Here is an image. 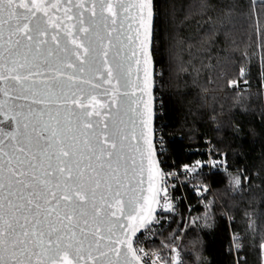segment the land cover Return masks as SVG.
Here are the masks:
<instances>
[{
    "label": "trees",
    "instance_id": "1",
    "mask_svg": "<svg viewBox=\"0 0 264 264\" xmlns=\"http://www.w3.org/2000/svg\"><path fill=\"white\" fill-rule=\"evenodd\" d=\"M155 9L157 131L167 142L161 161L170 168L203 161L211 140L227 166L184 185L181 215L156 248L181 236L185 264H236L230 217L244 243L239 264H262L264 0H155Z\"/></svg>",
    "mask_w": 264,
    "mask_h": 264
},
{
    "label": "snow or ice",
    "instance_id": "2",
    "mask_svg": "<svg viewBox=\"0 0 264 264\" xmlns=\"http://www.w3.org/2000/svg\"><path fill=\"white\" fill-rule=\"evenodd\" d=\"M58 2L59 0H56L51 5H46V0H30V2L29 0H0V29L3 28L4 23L9 24V35L5 41V45L11 64V67H6L5 69L7 75L0 73V80L8 81L11 79L23 86L24 81L31 80L34 75H39V73H33L31 71L28 55L21 57L18 51L14 52V46H18L21 43V38L33 41L34 37L32 33L35 31L38 37L35 43V50L39 53L41 51L40 46L48 43L47 39L43 38L48 36V28L40 26L43 20L40 17H36V13H43L47 17L49 8L56 9ZM100 5L101 14L107 12L114 18L112 23L115 24L117 11L112 0H100ZM151 5L152 0H140L138 5L141 10L140 29L143 30L142 38H140L138 30V39L145 65V79L143 81L142 91H150L151 88L150 73L148 70L151 62V55L148 51L151 38ZM18 8L26 10L23 14V23H20L21 14L18 13ZM67 11L66 9V14ZM90 11L93 15L96 14L95 3H93ZM33 17H36L37 21L35 29L30 27ZM14 20L15 23L13 24L12 22ZM48 22L53 28L58 27L57 24L52 22L51 17H49ZM81 31L87 32L88 30L82 28ZM68 35L71 34L68 33ZM14 37L18 38L14 39ZM2 39L3 34L0 32V40ZM51 39L59 46L60 42L57 40L56 35H52ZM72 44L75 45L72 51L76 60L79 61L80 65L86 64L89 49L83 44L78 43L76 39L72 40ZM109 44H111V41H109ZM0 47H3V45H0ZM101 47L102 55L107 57L108 48L103 46L102 41ZM31 48L32 45H29V50ZM65 51L67 50L65 49ZM48 55H52L51 48L48 50ZM133 55H135V52H133ZM103 64L107 71V79L104 82L111 84L113 69L107 59L103 61ZM137 64H139V60H137ZM66 66L75 68V65L71 62H66ZM18 69H27V72L24 74ZM80 71H84V68L81 67ZM13 73L15 74L13 75ZM64 75L65 73L57 69L52 79L56 80ZM75 79L77 78L72 75L68 76L69 81H74ZM32 83L35 84L36 81L32 80ZM85 83L91 82L85 81ZM94 86L99 87V85ZM27 90L32 91L33 103H46L43 99L37 100L35 98L37 93L34 90L31 88ZM0 91H4L5 96L8 95L7 89H0ZM119 91V88L113 89V103L116 102ZM46 92L54 95L51 85H47ZM24 98L27 99V97ZM71 103L84 108V102L79 98L77 92H72ZM87 103L91 106V111H84L83 115L85 117L91 116L93 113L97 116L100 115L96 108L99 102L95 96L90 95ZM99 106L101 108L104 107V105ZM16 115L11 116V119L15 120ZM39 115L42 118L44 113L41 112ZM48 115L49 121H43L41 119L42 127L37 132V143H39V140L47 141L46 145L39 152H26L25 147L20 142L13 145L11 153L4 151L0 147V156L5 158L0 163V194L7 193L6 197L0 199V264H98L99 256H106L107 253L99 252V256L93 255L94 251H99L101 247L100 241L105 239L101 234L100 227L104 223L103 218H101L102 209L96 206L95 196L97 190L101 189L104 185H106L107 191L111 194V182L118 184L121 182L119 168V160L121 157L118 152H116L117 167L114 168L112 164V157L114 151L117 150L118 141L115 138L110 139L105 133L98 140V144L94 145L86 133H81L84 139L82 148L78 152L77 147L81 144V141L79 137L69 135L72 132L70 121H68L65 128L61 129L58 128L60 124V120L57 118L59 113L56 116H52L51 112H49ZM139 115L142 125L140 138L143 140L145 149L141 151L139 147H136L135 150L140 152L141 155L138 169L141 176L145 172V158L147 160V194H142L134 201L129 200L127 203V211L125 210V202L121 199L120 191L117 190L112 195L111 203L101 195V200L107 204L108 208L116 209L111 212V216L117 217L119 213V216L127 221L126 224H122L118 218L117 220H108L107 222V231L110 234L107 239L110 241H112V236L115 235L114 228L123 229L121 233L123 238H117L112 242L126 248L124 264H133V262L140 264V257L133 247L132 237L135 236L140 227L144 226L146 221L150 222V218L155 211L154 205L159 203L157 200L159 189L156 181L160 172L159 166L154 159L152 148V113L150 105H145L144 112ZM6 118L8 117L6 116ZM65 120H68L67 116ZM52 121H55V124ZM82 123L85 128H92L90 121H82ZM23 127L27 130L29 124L26 122ZM104 127L107 129V124ZM33 131L36 132L37 130L33 128ZM43 132L50 134L45 137L42 135ZM6 136L10 137L13 141L17 140L15 133H6ZM113 136H119V142L121 144L124 140L128 139V136L119 129L116 130ZM132 138L135 139V136L133 135ZM66 140L69 142L66 143ZM101 145H106L107 147ZM50 149L52 150L51 155L49 154ZM86 152L90 154L87 156L89 163L81 167V162L85 159ZM20 154H24L27 159H21ZM53 156L55 157V163H53ZM92 157H95L99 162V170L93 167L91 163ZM104 157L108 158L107 173L103 171L105 167ZM131 159L135 166V157H131ZM25 163H28L30 171L22 167ZM73 164H75L77 170L75 177H73ZM87 170H91L94 175H89L86 178L85 173ZM133 170L135 171L136 169L134 168ZM29 176L31 178L27 179ZM105 176L107 179H104ZM124 176L125 178L127 177V168L124 170ZM138 185H143V179L138 181ZM13 186H18L16 192L12 191ZM140 190L141 193L144 192L142 187ZM89 193L92 197L93 219L97 220L98 223L95 230L90 233L85 227H80L78 235L74 229L79 227V218L88 215L82 206L89 203ZM12 196H16L19 202L14 203L11 199ZM61 201L65 202L64 209L61 208ZM73 204L76 207H70ZM164 207L168 210L171 208V205L166 204ZM77 209H79V212ZM41 216H43V219L40 218ZM21 220H23V223H21ZM87 223L88 221L85 219L84 224L87 225ZM89 234L95 238L90 240ZM111 251L117 257L120 256L119 248H112Z\"/></svg>",
    "mask_w": 264,
    "mask_h": 264
},
{
    "label": "water",
    "instance_id": "3",
    "mask_svg": "<svg viewBox=\"0 0 264 264\" xmlns=\"http://www.w3.org/2000/svg\"><path fill=\"white\" fill-rule=\"evenodd\" d=\"M30 2V0H29ZM56 0H46V5H51ZM95 3L96 14L93 15L90 9ZM114 4L117 16L115 17V24L112 23L113 17L107 12L101 14L100 0H59L57 8H49L48 16L45 17L43 13H36V17H40L43 20L41 27L48 28V36L43 37L47 39L48 43L41 45V51L38 53L35 50V43L38 37L33 34V41H28L21 38V43L18 46H14V52L18 51L23 55L29 57V67L33 73H39L34 75L31 80L24 81L23 86L17 82L9 79L8 81L0 80V89H7L8 95L5 96L4 91H0V147L4 151L11 153L13 145L20 142L25 147L28 153H37L43 148L47 141L39 140L37 143L38 136L37 132L42 127L41 119L43 121H49V112L52 116H56L60 120L58 128H65L70 121L72 132L69 135L77 136L80 138L81 144L78 145L77 151L79 152L82 148V142L84 136L81 133H86L89 140L94 144H98V140L102 138V134H107L109 138L117 139V150L114 151L112 157L113 167H117L116 152L119 153L121 159L119 160L121 182H111L112 193L107 191L106 185L102 186L101 189L97 190L95 196V204L97 207L102 209L101 218L104 223L100 225L101 234L105 237L104 240L100 241L99 251H94L93 255L99 256V252L107 253L106 256H99L98 264H124L126 248L122 245L113 243L117 238H123L121 233L123 229L114 228L115 235L112 236V241L108 240L107 237L110 235L107 231L108 220H117L122 224H126L127 221L119 216L112 217L111 212L115 211V208H108L101 200L103 195L109 203L112 201V195L118 190L121 193V199L125 202V210L127 211V203L129 200H135L137 197L147 194L148 179H147V160L145 158V172L141 176L139 174V165L141 161L140 152L135 149L139 147L141 151H144L145 145L143 140L140 138L142 130L140 113L144 112L145 105H150L151 108V141L154 152V159L159 166L160 175L157 178V187L159 194L157 200L160 203L162 193V165L160 156L157 148V102H156V62L154 58V42H155V24H156V9L155 0H152V16H151V38L148 46V51L151 55V62L148 66L150 73L151 88L150 91L143 89V81L145 79L144 72V57L140 51V43L138 39V30L140 38H142L143 30L140 29V17L141 10L138 5L140 0H112ZM67 11V14L65 10ZM18 13L21 14L20 23H23V14L26 12L25 9L18 8ZM36 17H33V21L30 27L36 28ZM51 17L52 22L58 25L53 28L48 22ZM146 18V14H145ZM15 23V20L12 22ZM87 29V32L81 31V29ZM3 34V39L0 40V73L7 75L5 71L6 67H11L10 61L6 52L5 41L9 35V24L4 23L3 28L0 29ZM70 33L71 35H68ZM52 35L57 36V40L60 42L57 46L56 42L51 39ZM18 37H14L16 39ZM80 44H83L89 49V55L87 56V63L80 65L79 61L76 60L73 54L75 45L72 44V40ZM108 48V56L102 55V47ZM111 41V44H109ZM29 45H32L29 50ZM49 48L52 49V55H48ZM65 49L67 51H65ZM82 52V49H81ZM135 52V55H133ZM107 59L109 65L113 69V79L111 84L105 83L107 79V71L104 67L103 61ZM139 60V64H137ZM66 62H71L75 65V68H69L66 66ZM119 65V67H118ZM83 67L84 71H80ZM59 69L64 76L59 79H52L55 74V70ZM22 73L26 74L27 69H18ZM15 73H13L14 75ZM72 75L76 77L74 81H69L68 76ZM32 80L36 83L33 84ZM90 81L91 83H85ZM119 81V83H117ZM127 82V83H126ZM47 85H51L54 95L46 92ZM94 85H99L95 87ZM31 88L37 95L36 99H43L46 103H33L32 91L27 89ZM119 88V94L116 102L113 103V89ZM72 92H77L78 96L84 102V108L71 103ZM95 96L99 102L96 106L97 111L100 115H93L85 117L84 111H91V106L87 103L89 96ZM19 97V98H18ZM24 97H27L25 99ZM99 105H104L100 107ZM44 115L41 118L40 113ZM19 114V115H16ZM16 115V119H11V116ZM6 116L8 118H6ZM67 116L68 120H65ZM27 118V119H26ZM146 118V117H145ZM82 121H90L92 128H85ZM28 123L29 127L27 130L23 127L24 123ZM55 124V121H52ZM107 124V129L104 125ZM33 128L37 131L34 132ZM19 129V131H17ZM121 130L125 135L128 136L127 140H124L121 144L120 137H114L113 134L116 130ZM146 131V130H145ZM6 133H15L17 140L13 141L10 137L6 136ZM50 133L43 132L42 135L47 137ZM133 135L135 139H133ZM30 139V143H29ZM69 142L66 140V143ZM107 147L106 145H101ZM98 152V147H97ZM49 154H52V150H49ZM21 159H27L24 154H20ZM89 153H85V159L81 162V167L89 163L87 156ZM131 157H135V166L132 163ZM5 158L0 156V163ZM39 159V157H38ZM105 167L104 173L108 172L107 162L108 158L104 157ZM53 163H55V157L53 156ZM91 163L93 167L99 170V162L92 157ZM25 170L30 171L28 163L22 166ZM127 168V177L124 176V170ZM136 169L135 171L133 169ZM77 174L75 164H73V177ZM94 175L91 170H87L85 176ZM31 177H27L30 179ZM104 179H107L105 176ZM143 179V185H138V181ZM6 183V181H4ZM55 182V181H54ZM103 185V181H102ZM123 185V186H121ZM141 187L144 192L141 193ZM18 186H13L12 191L16 192ZM59 195V193H58ZM7 196L4 192L0 194V199ZM11 199L14 203H18L16 196H12ZM55 203V201H53ZM158 204L154 205L155 211L150 218V222L146 221L143 227H140L136 232L135 236L132 237V244L135 247L136 239L145 230H147L153 223L158 210ZM64 201H61V208L64 209ZM70 207H76L75 204ZM88 213L87 216L79 218V227L74 230L79 235V228L85 227L86 230L94 231L98 221L93 219L92 215V197L89 193V203L82 206ZM79 212V209H77ZM43 219V216L40 217ZM87 220V225L84 224V220ZM23 223V220H21ZM46 227V226H45ZM89 234V239H94ZM112 248H119L120 256L117 257ZM137 252V250H136ZM137 255L139 256L138 252ZM140 257V256H139ZM135 264V262H133ZM140 264H146L140 257Z\"/></svg>",
    "mask_w": 264,
    "mask_h": 264
},
{
    "label": "built area",
    "instance_id": "4",
    "mask_svg": "<svg viewBox=\"0 0 264 264\" xmlns=\"http://www.w3.org/2000/svg\"><path fill=\"white\" fill-rule=\"evenodd\" d=\"M163 134V129L159 126V131H157V148L159 156H163L167 149V142ZM207 144L206 156L203 161H195L177 168H170L165 167L160 158L162 165V193L157 215L152 225L139 235L135 242L136 250L146 264H185L182 251L178 247V242L182 238L181 236L163 247L156 248V244L159 234L181 215V204L185 199L182 193L184 185L202 176H212L217 168L226 169L227 166L225 164L221 165L220 161L217 160L214 148L211 145V140H207ZM202 186L205 189V193L210 191L213 195L214 191L209 183H205ZM166 204H170L171 208L166 210L164 207ZM227 222L230 228L231 251L234 254L236 264H239V262L244 259L242 256L244 243L241 234L235 232L233 229L234 220L228 217ZM186 228L187 224L186 227L181 230V235L185 234Z\"/></svg>",
    "mask_w": 264,
    "mask_h": 264
},
{
    "label": "rangeland",
    "instance_id": "5",
    "mask_svg": "<svg viewBox=\"0 0 264 264\" xmlns=\"http://www.w3.org/2000/svg\"><path fill=\"white\" fill-rule=\"evenodd\" d=\"M243 77H245V74L243 73V75H242V78ZM262 77H263V85H262V88H261V91L262 92H264V73L262 74ZM247 83H248V81H244V90H249L250 88L249 87H247ZM234 220V219H233ZM263 251H264V245H263V247H262V264H263V260H264V257H263Z\"/></svg>",
    "mask_w": 264,
    "mask_h": 264
}]
</instances>
